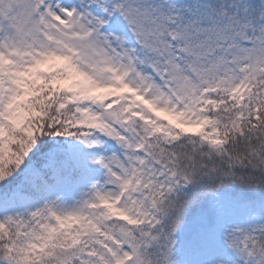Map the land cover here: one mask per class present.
<instances>
[{
  "label": "snow or ice",
  "instance_id": "obj_1",
  "mask_svg": "<svg viewBox=\"0 0 264 264\" xmlns=\"http://www.w3.org/2000/svg\"><path fill=\"white\" fill-rule=\"evenodd\" d=\"M0 264H264V0H0Z\"/></svg>",
  "mask_w": 264,
  "mask_h": 264
}]
</instances>
